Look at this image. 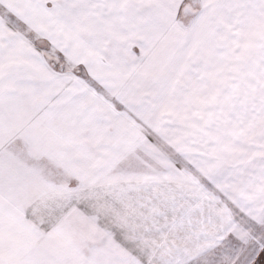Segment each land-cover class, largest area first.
<instances>
[{"label":"snow or ice","instance_id":"snow-or-ice-1","mask_svg":"<svg viewBox=\"0 0 264 264\" xmlns=\"http://www.w3.org/2000/svg\"><path fill=\"white\" fill-rule=\"evenodd\" d=\"M0 264H264V0H0Z\"/></svg>","mask_w":264,"mask_h":264}]
</instances>
